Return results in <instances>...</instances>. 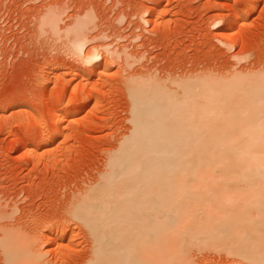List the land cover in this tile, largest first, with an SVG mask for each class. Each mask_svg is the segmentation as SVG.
Here are the masks:
<instances>
[{
	"label": "rangeland",
	"instance_id": "rangeland-1",
	"mask_svg": "<svg viewBox=\"0 0 264 264\" xmlns=\"http://www.w3.org/2000/svg\"><path fill=\"white\" fill-rule=\"evenodd\" d=\"M235 6L249 20L228 34ZM48 13L59 19L60 33L42 26ZM80 21L86 53L100 54L91 63L68 46L75 35L66 31ZM232 33L240 34L236 48ZM107 48L120 58L112 59ZM260 68L264 0H0V208L8 217L1 224L28 230L45 254L41 264H86L92 241L73 207L130 133L129 83ZM92 69L97 73L90 78ZM79 86L92 90V99L80 114L65 117L60 126L66 134L44 144L37 158L25 155L28 139L35 150L33 136L56 115L82 105L86 96ZM55 98L60 101L53 105ZM199 251L192 250L194 264L242 263L214 247Z\"/></svg>",
	"mask_w": 264,
	"mask_h": 264
},
{
	"label": "bare ground",
	"instance_id": "bare-ground-1",
	"mask_svg": "<svg viewBox=\"0 0 264 264\" xmlns=\"http://www.w3.org/2000/svg\"><path fill=\"white\" fill-rule=\"evenodd\" d=\"M240 11L236 6L229 10L228 34L237 24L246 26L249 15ZM53 14L44 15L42 26L58 33ZM77 23L66 31L75 35L68 46L82 60L94 62L100 54L86 53L85 23ZM239 35L230 34L234 48ZM106 50L112 59L120 58ZM96 73L92 69L88 76ZM180 80L147 77L129 83L130 133L73 207V217L92 241L86 264H194L196 247L217 248L239 263L264 264V68ZM79 87L86 96L82 105L56 115L33 136L35 150L28 139L25 155L37 158L44 144L66 134L60 126L65 117L80 114L92 99V90ZM53 100V105L60 101ZM3 211L4 263L41 264L45 254L38 241L28 230L2 225L8 218Z\"/></svg>",
	"mask_w": 264,
	"mask_h": 264
}]
</instances>
